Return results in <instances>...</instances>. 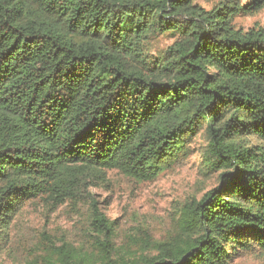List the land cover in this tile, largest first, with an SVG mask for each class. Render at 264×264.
Returning a JSON list of instances; mask_svg holds the SVG:
<instances>
[{"label":"trees","instance_id":"16d2710c","mask_svg":"<svg viewBox=\"0 0 264 264\" xmlns=\"http://www.w3.org/2000/svg\"><path fill=\"white\" fill-rule=\"evenodd\" d=\"M0 0V252L30 203L79 213L76 241L40 234L27 264H235L264 258V0ZM177 39L163 55L149 36ZM218 186L171 231L119 235L90 188L153 182L199 134Z\"/></svg>","mask_w":264,"mask_h":264},{"label":"rangeland","instance_id":"374dc122","mask_svg":"<svg viewBox=\"0 0 264 264\" xmlns=\"http://www.w3.org/2000/svg\"><path fill=\"white\" fill-rule=\"evenodd\" d=\"M220 0H194L193 3L205 10L218 5ZM237 28L264 29V9L253 15H241L234 21ZM177 39L170 33L149 36L144 44L150 56L163 55ZM205 145L202 133L191 145V154L180 165L174 166L159 175L153 182H137L117 171H108L105 181L90 188L100 210L110 219L117 220L119 235L146 229L151 236L162 239L171 231L179 210L193 199L201 200L210 190L218 186L217 174L203 173L201 150ZM65 204L55 212L42 202L27 204L15 217L10 229L9 242L0 252V264H27L31 261L33 246L43 233L57 244L62 240L75 242L79 213H85ZM34 249L32 252L36 254ZM235 264H264L259 255L243 254Z\"/></svg>","mask_w":264,"mask_h":264}]
</instances>
